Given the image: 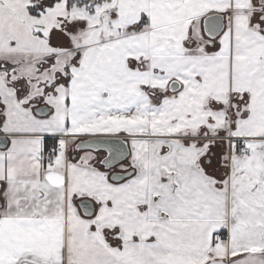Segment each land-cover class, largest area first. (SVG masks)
I'll use <instances>...</instances> for the list:
<instances>
[{"label": "crops", "instance_id": "1", "mask_svg": "<svg viewBox=\"0 0 264 264\" xmlns=\"http://www.w3.org/2000/svg\"><path fill=\"white\" fill-rule=\"evenodd\" d=\"M35 1L49 19L29 63L67 65L68 121L3 134L0 264H264V0ZM96 136L128 158L109 171L105 151L76 149Z\"/></svg>", "mask_w": 264, "mask_h": 264}, {"label": "rangeland", "instance_id": "2", "mask_svg": "<svg viewBox=\"0 0 264 264\" xmlns=\"http://www.w3.org/2000/svg\"><path fill=\"white\" fill-rule=\"evenodd\" d=\"M10 6L12 8L0 6V51L12 52L17 56V62L24 63L0 61V134H5L8 128H14V131L49 135L56 130L54 125L62 128L67 125L68 91L66 87H62L67 80V73H64L67 65L29 63L33 60L31 55L33 51L29 50L32 48L39 50L43 45V40L36 31L37 22L47 21L49 15H42L39 18L30 13V7L33 6H36L38 15L43 13L35 0H12ZM43 105L53 108L52 114L41 117L35 112L36 108ZM64 140H61L63 146ZM36 141L40 145L42 139ZM23 148L22 152L30 155L35 153L32 145L26 144ZM0 151L1 159L4 157L7 159L16 150ZM28 164L27 160L21 163L20 170L28 171ZM52 164L51 158L46 167H51ZM42 200L44 198H38L36 203H43ZM34 210H37L35 211L37 214L41 209Z\"/></svg>", "mask_w": 264, "mask_h": 264}, {"label": "water", "instance_id": "3", "mask_svg": "<svg viewBox=\"0 0 264 264\" xmlns=\"http://www.w3.org/2000/svg\"><path fill=\"white\" fill-rule=\"evenodd\" d=\"M221 27L220 23L213 21L210 25V28L213 32L217 31ZM178 83L176 81L171 83L170 88L172 91H176L178 89ZM39 115H47L50 113V109L47 107H41L37 110ZM9 144V139L6 135H0V148H6ZM76 149L84 150L91 149L94 151H105L106 156L104 157L102 164L106 170L111 171L114 167H117L118 164L124 162L129 154L130 149L128 143L121 137H89L84 140L79 141L76 145ZM134 170H130L127 172H117L114 171L111 173V179L113 181L119 182L122 181L131 175L134 174ZM56 178L55 180L49 179L50 182L54 185H62L64 182V177L60 173H51ZM2 205L0 200V206ZM82 213L86 217H92L95 214V205L94 202L90 199H82L79 202Z\"/></svg>", "mask_w": 264, "mask_h": 264}, {"label": "trees", "instance_id": "4", "mask_svg": "<svg viewBox=\"0 0 264 264\" xmlns=\"http://www.w3.org/2000/svg\"><path fill=\"white\" fill-rule=\"evenodd\" d=\"M70 1V4L73 5V3L76 1V0H69ZM59 143H58V140L57 138H50L48 137V139H46V148H45V152H48L51 150V148L53 147H58Z\"/></svg>", "mask_w": 264, "mask_h": 264}, {"label": "built area", "instance_id": "5", "mask_svg": "<svg viewBox=\"0 0 264 264\" xmlns=\"http://www.w3.org/2000/svg\"><path fill=\"white\" fill-rule=\"evenodd\" d=\"M234 148V153H248L250 151V147H247V146H243V147H239L237 145L233 146ZM48 155L50 156V152L48 153ZM106 176H108L107 173H105ZM71 202H72V199H71Z\"/></svg>", "mask_w": 264, "mask_h": 264}, {"label": "flooded vegetation", "instance_id": "6", "mask_svg": "<svg viewBox=\"0 0 264 264\" xmlns=\"http://www.w3.org/2000/svg\"><path fill=\"white\" fill-rule=\"evenodd\" d=\"M41 107H44V105H43V106H39L38 108H36L35 112H37V110H38L39 108H41ZM0 135H3V134H0ZM48 137H49V136H46L45 139H48Z\"/></svg>", "mask_w": 264, "mask_h": 264}]
</instances>
